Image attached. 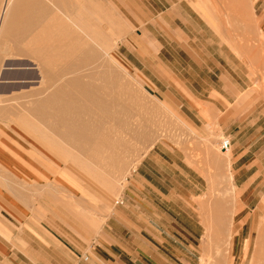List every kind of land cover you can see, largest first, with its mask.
<instances>
[{
	"label": "crops",
	"instance_id": "1",
	"mask_svg": "<svg viewBox=\"0 0 264 264\" xmlns=\"http://www.w3.org/2000/svg\"><path fill=\"white\" fill-rule=\"evenodd\" d=\"M144 4L146 20L136 15L146 28L134 40H128L124 57L138 72H150L158 96L202 135L211 134L208 120L218 122L224 134L232 138L233 156H238L234 164L241 163L247 156L238 154L246 145L243 138L250 136L249 127L256 126L245 122L259 111L256 107L244 117L245 107L240 106L245 102L241 97L252 90L248 76L252 73L242 70L240 58L224 43V34L210 28L192 6L194 0H145ZM249 5L264 18V0H249ZM214 9L208 7L203 13L208 19H216L218 12ZM78 11L75 17L91 35L96 34V9L87 4L79 5ZM104 14L100 10L99 20L107 22L105 34L109 35L110 25ZM150 15L152 29L147 28ZM145 40L151 41V52ZM108 42L109 36L105 44ZM21 92L19 88L15 95ZM44 97L31 107V115L41 122L62 121L42 114L44 108H49L42 101L50 98ZM106 109L112 113L111 107ZM112 114L105 119L89 118L92 124L88 130L81 129L75 120L79 129L72 135L74 150L86 151L91 143H82L81 137L91 139L103 134L106 129L102 122L115 120ZM257 118L253 120L262 119ZM49 126L56 136H64L59 123ZM27 127L36 129L33 125ZM58 149L70 151L63 145ZM26 151V144L16 135L0 136V169H8L6 173L15 175L16 181L20 180L18 176H34ZM67 159L75 165L86 163L80 156L67 155ZM96 159L91 154L87 161L93 163L89 160ZM240 169L239 174L243 171ZM67 174L69 171L60 172L57 178L67 190L65 197L72 199V207L79 212L60 204V194L34 202L27 191L0 189V264L201 263L200 250L208 233V223L201 217L208 210V204L202 202L209 191L208 172L191 164L182 150L167 143L156 144L127 178L119 198L114 202L105 195L104 207H98L94 191L82 193L77 182L81 177L70 178ZM212 206V216H220L219 200ZM97 214L101 216L99 226L93 224ZM212 231L217 232V224ZM241 232L238 230L235 237L240 238Z\"/></svg>",
	"mask_w": 264,
	"mask_h": 264
},
{
	"label": "rangeland",
	"instance_id": "2",
	"mask_svg": "<svg viewBox=\"0 0 264 264\" xmlns=\"http://www.w3.org/2000/svg\"><path fill=\"white\" fill-rule=\"evenodd\" d=\"M49 1L51 5L56 3V0ZM58 1L60 3L57 12L55 8H47V19L54 18L55 15L64 22L68 18L73 19L76 14L74 11L78 13L79 5L90 4L96 9L95 18L98 23L94 30L97 33L93 34L96 40H89L86 34L78 29L70 31L63 27L64 34L73 35L80 38L81 42L89 43L101 58L98 61L109 62L110 72L107 75L113 83L103 84L99 78L104 73L97 72L93 85L99 92L115 98L113 104L104 101L99 107L101 105L103 108L111 107L116 119L102 122L103 128L106 129L103 134L91 136V139L89 136L81 137L82 143H91L86 147V151L74 150L69 139L70 134L59 137L49 129L52 127L49 125L54 124L55 127L58 122H41L31 115V107H34L37 99H40V96L35 98L34 92H37L41 85L37 67L29 60L24 61L26 67H29L27 72H33L32 75L38 79H30L22 84L21 93L25 94L26 98L17 101L0 100V136L16 135V138L26 144L27 162L34 176H18L20 180L16 181L15 175L6 173L8 169H5L6 172L0 169V189L27 191L34 202L47 198L50 194H60L63 198L60 204L65 203L70 211L74 209L79 212L72 207V199L65 197L68 194L67 190L57 178L60 172L69 171L67 175L70 178L72 175L76 179L81 177L77 182L81 186L82 193L94 191L97 194L98 207H104L105 195L111 197L114 202L119 198L127 178L148 151L158 143H167L182 150L191 164L208 172L209 191L204 198L206 200L202 201L208 204V210L206 216H201L202 220L208 223V233L200 250V264L264 263V233L257 241L259 206L264 199V18L256 15L255 9L249 5V0H194L195 5H192L214 32L224 34V43L240 58L242 70L246 68L252 73L248 75L252 90L241 97L245 102L240 106L245 107L244 117L250 116L256 107H259V111L251 120L245 122V125L250 126L256 123L254 128L247 129L250 136L243 138L246 145H242V152L238 153L240 155L247 153V156L241 163L234 164L238 156H233V147H231L232 156L228 161L225 159L226 150L222 147L224 141H231L232 138L224 134L218 122L208 120L211 134L202 135L178 113L176 108L158 96L152 85L151 73L138 72L124 57L126 56L124 46L129 44L128 40H134L146 28L144 22L142 23L146 20L143 11L145 0ZM208 7L215 8L214 10L218 12L216 19H208L204 15L203 12L208 11ZM100 10L105 13V19L109 22V35L105 34L107 22H104V19L99 20ZM136 14L141 16V22L137 20ZM151 21L150 15L148 29H152ZM108 36L110 42L106 44L111 45H108L106 56L103 46L107 47L105 42ZM97 37L102 40L99 41ZM51 41L53 40H47L48 43ZM144 44L151 52V41L145 40ZM132 59L135 61V58ZM6 61L10 64L15 62L11 59ZM55 68L49 69L53 72ZM53 89L54 87H50L47 90L46 87V92L42 96L48 95ZM235 107L238 108L239 105ZM261 112H263L261 121L253 120L255 116L258 117L257 119L261 118L258 116ZM27 124L33 125L36 129L27 127ZM61 145L65 150L70 151L60 152L63 147L58 148ZM91 154L96 156L97 161L89 160L93 163L87 161ZM67 155L80 156L86 163L81 166L72 164L69 158L67 159ZM239 167H243L240 174ZM216 200H219L222 211L220 216L213 217L212 204H215ZM86 212L88 213L87 210ZM80 213L88 216L87 213L81 211ZM100 217L97 214L96 223L91 220L93 224L99 226ZM216 224L217 232H213ZM230 224H235L238 230L242 231L240 238L235 237L236 233L238 235V230L232 238L227 230H224V226L227 228Z\"/></svg>",
	"mask_w": 264,
	"mask_h": 264
},
{
	"label": "bare ground",
	"instance_id": "3",
	"mask_svg": "<svg viewBox=\"0 0 264 264\" xmlns=\"http://www.w3.org/2000/svg\"><path fill=\"white\" fill-rule=\"evenodd\" d=\"M55 2V5H51L52 3L49 0H1L0 100L26 98L23 93H19V96L15 94L17 89H22V84L27 83V80L38 79V77L32 75L33 72H27L29 67H26L27 64L23 62L29 60L37 67L39 72V84L41 86L37 92H34L35 98L36 96L41 98L42 94L46 92V87L47 90L54 87L44 97L50 99L42 101L46 102L49 107L44 108L42 114L60 117L62 121L58 122V129L64 135L70 134L69 139L72 142L74 131L79 129L74 121H77V125L80 122L81 129L88 130L90 124H92L89 118H95L96 116L98 119H105L111 116L113 111L111 113L102 105L104 101L113 104L115 98H112L109 94L105 95L99 92L93 85L94 76L97 72L104 73L99 78L103 84L113 83L107 75L110 72L109 62L98 61L101 58L98 57L89 43L81 42L80 38L73 35L66 36L63 27L70 29V31L78 29L86 34L89 40H96V37L88 32L89 28L79 22V17L68 18L66 22L60 21L57 15L54 18L47 19L48 7L55 8V11H58L60 1L56 0ZM79 11L78 13L74 11L75 15H79ZM47 40L53 41L48 43ZM103 47V51L107 56L108 45ZM8 59L15 62L10 64L6 61ZM52 67H56L53 72L49 69ZM66 76H68L67 79H65ZM5 81L6 83H4ZM101 103L102 105L99 107ZM112 116H115L114 113ZM78 118H81V120ZM231 147L225 149L226 161L230 160L232 156ZM259 214L257 241L262 238L261 234L264 233V199L260 203ZM224 230H227L232 238L238 230V226L230 224L227 228L224 226ZM208 264L210 263L208 262Z\"/></svg>",
	"mask_w": 264,
	"mask_h": 264
},
{
	"label": "built area",
	"instance_id": "4",
	"mask_svg": "<svg viewBox=\"0 0 264 264\" xmlns=\"http://www.w3.org/2000/svg\"><path fill=\"white\" fill-rule=\"evenodd\" d=\"M222 147L225 149H227V147H231V142L230 141H224Z\"/></svg>",
	"mask_w": 264,
	"mask_h": 264
}]
</instances>
